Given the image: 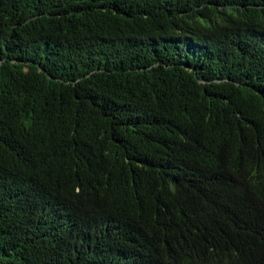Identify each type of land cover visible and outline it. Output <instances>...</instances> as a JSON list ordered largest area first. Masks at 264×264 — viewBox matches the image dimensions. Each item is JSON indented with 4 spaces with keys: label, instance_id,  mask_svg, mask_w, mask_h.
Segmentation results:
<instances>
[{
    "label": "trees",
    "instance_id": "1",
    "mask_svg": "<svg viewBox=\"0 0 264 264\" xmlns=\"http://www.w3.org/2000/svg\"><path fill=\"white\" fill-rule=\"evenodd\" d=\"M0 264H264V0H0Z\"/></svg>",
    "mask_w": 264,
    "mask_h": 264
}]
</instances>
